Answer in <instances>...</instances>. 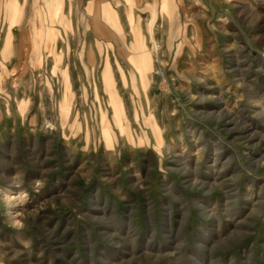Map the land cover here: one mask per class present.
<instances>
[{
  "label": "rangeland",
  "instance_id": "obj_1",
  "mask_svg": "<svg viewBox=\"0 0 264 264\" xmlns=\"http://www.w3.org/2000/svg\"><path fill=\"white\" fill-rule=\"evenodd\" d=\"M0 264H264V0H0Z\"/></svg>",
  "mask_w": 264,
  "mask_h": 264
}]
</instances>
